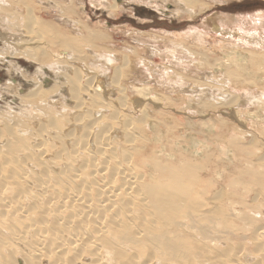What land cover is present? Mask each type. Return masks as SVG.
<instances>
[{
	"label": "rangeland",
	"instance_id": "obj_1",
	"mask_svg": "<svg viewBox=\"0 0 264 264\" xmlns=\"http://www.w3.org/2000/svg\"><path fill=\"white\" fill-rule=\"evenodd\" d=\"M5 1L7 3V0H5ZM8 1H10V0H8ZM13 1H14V4L11 1V2H8L6 5H4V7L0 6L1 9L2 8H3L2 10L5 9V11H6L5 13L7 14V10L9 9V7H10V9H9V11H10L11 7L13 8L15 6V4L17 6H15V8H13L11 10V12H8L9 14H7V15L4 14L3 13L4 11H2L0 9L2 11L0 14L5 15L7 18L10 17L8 19H9V22L11 23L10 25L12 26V33L15 34V30H16V33H17V30L18 31L24 30V32H25L24 34H21V31L18 32L20 34V37H21L20 39L23 38V40H20L22 43H19L17 45L18 48H19V45L21 46L20 48H23V46L25 47L26 45H29V46L34 45V47L39 45L38 46L39 48L44 46V49H45L42 51V53H41V50H37L38 54L36 52L34 54L36 57L34 56L33 59L32 58L30 59L27 57L25 59L24 56H21V57L18 56L16 58H14L15 61H17L23 68H25V71H32L34 68V64L37 62H39V63L40 62L43 63V61H44V63L51 62L54 58H56L55 52H56V54L58 53V51L60 53L61 49H68L69 48L68 50H72V53L74 55H76V56L80 55L79 60L84 62V64L85 65L87 64L88 66H90L91 62H93L92 53H90V52L87 53L88 49L90 50V46L92 49L95 48L96 51L98 49L101 51H104V49H105L106 50L105 52H107V50L108 51L110 50V52L113 53L114 55L119 54V55H116V58L118 57L117 58L118 60L116 59L112 63V65L109 66V69H108L109 73L107 71V76L105 78V82L107 85L106 88L110 92V95L112 97L113 96L116 97L118 94V90L121 87H123V88L127 87L128 88L127 92L125 89L124 93L120 94L121 96L123 95L122 97L124 99V102L127 101L126 108H128L130 111L133 108V111H131V114H133L134 111H136L137 113H140V114L138 115L135 112V115L137 114V116L135 117V115L132 116L129 113L130 117L129 116H128V118L123 117V119H122V116H119V117H121V118H119L117 116L115 117V115H112L113 114L112 110L110 111L109 109H105V111H104V109L100 110L98 107L97 111H98L99 115L96 114V115H98L96 117L99 119V116H101V119L98 120V125H102L104 123H105L104 125H106V123H107V125L111 127L112 126L111 123L113 122V119H115L114 120L115 124H114V122L112 123L115 126L113 128H115V130H116V131H114L113 136L119 137L118 140L115 138V142L117 143L118 147L120 146L119 148H117L115 150V155L116 156L118 155L117 157H119L121 153L122 154L124 153L123 156H125V154L127 153L126 154V156H128L127 158L131 159V161L129 160V162H132L133 166L135 167L134 172H136V175L138 173L139 176L138 175L137 176L139 177V179L142 180V178H143V180H142L143 182L140 181L141 186H144L142 188L143 193L148 198H151L150 200H156L159 205H158V208L156 207L157 209L156 208L154 209L155 210L154 212H152L153 210L150 207L149 208L150 211H148L149 212V214H148L147 210H145V206L143 203L141 204V202H139V201L138 202L140 204H137V202L131 203L132 207H134L136 205L135 206L136 209H139V208L141 209V207L143 206L141 210L139 209V211L137 213H135L139 218L144 217V215L148 216L146 220H149V221L145 220L144 226H142L144 228V232H145L144 238L137 240L133 236L134 240H132L131 239L132 236L131 237L128 236L129 234L133 235V233H132L133 228L130 226L131 224L129 225V223H128L126 225V221L122 222V225H124V224L125 225L122 226V229H120V227H118L119 233L126 226L128 228V230H127L128 234L126 233V236H124L125 233L121 232L120 235L122 234L121 237H123V236L127 237L128 236L127 238L130 239V241L129 240L126 241V238H124V237H123V240H121V238H119V241L123 242V243L125 242V244L128 242V245H129V243H132V246H130V247L126 246L125 247L123 245L118 246L117 244H112L110 247L111 248L110 252H111V254L114 253V255L116 256V257L113 256V259H114V260H112L113 264H130V263L132 264L133 259H137L138 264H145L148 262L149 258L158 262L159 264H166V263L170 264V263H178V262H179V264H217V262H218V264H236V260L240 261V262H237V264H239V263H242V264L243 263L244 264H264V251H263L264 250V141H263L264 140V116L262 114L259 115L258 111H257L256 114L258 115L259 120L254 118L253 115L255 116V114H253L254 112H252L251 110L255 109L256 106L255 105H251V106L248 105L247 109H244V108L240 109L241 112H240V114H238L239 116H236L237 114L233 115V113L231 116L223 115V114H219V115L216 114L218 116V118H221V120H227V122H223L221 124V126H219L220 124L218 125V129H221V130H218L217 128H215L214 124L210 125L211 127H209V126L203 127L202 125L200 127L199 124L197 125L196 122H193L191 120H195V118L196 119L205 118V117L209 118V115L207 114L208 111L205 112V110H204L205 108L203 106L206 105L205 103L203 105V103H201V101L196 100V98L195 99H190L192 97H190L188 99L186 98V97H188L186 95L188 93H190L191 91L180 93V91H176L171 85L163 86V89L156 87V86H152V88H150L151 92H149V90L146 89V91H148L150 93L149 94L150 96H147V98H146V99H148L149 104L146 102L144 103L145 99L143 97L144 96L143 91H145V89L143 86H141V87L139 86V84H142V82H144V73L142 72V68L140 67L141 65L137 64V62L139 60H143V62L145 60L146 63L149 61V63L150 62L152 63V65L151 64L149 65V63H148V65L150 66V69H151V68H153V66L155 64H157V63L159 64V61L161 60L160 64L162 65L163 60L160 59L159 56H156L155 52L157 51V49H163V48H171L174 50L173 46L171 44H169V41L171 40V41H174V43H180V44L185 45L186 48L189 49V51H191L192 53H194L196 55V56L194 55V57H196V58L198 57L200 59L199 61L202 63V65L197 66L198 65L197 63L196 64L193 63L194 68L193 67L191 68L194 71H196V73H194V71L190 73L191 69L188 72V73H190L189 76L193 77L194 80L199 81L198 79H200L203 75H206V74L208 75L210 72L209 75H212V77L218 79V81H220V82H224L221 79L223 78L222 75L225 74L226 77L230 78L231 82L234 84V86H236V88H238V86H240V87L251 86L252 89L257 90L258 92L264 90V66L262 65V63H260V61L258 59H255L252 62H248L247 65H245L243 63H230L231 61L228 62V60H226L228 62V64H226L225 66H222L220 69L218 68V66H216V63L219 62L220 59L225 60V58H228L227 53H231L233 51V49H235V48L237 50L249 49V50L257 51L260 49V47H262V46L258 47V45H255V48H257V49H255L250 44L246 45L245 40L249 39L250 37L248 38V36L251 35V33L256 31L257 29L259 31V34L261 36H264V29L259 28V27L255 28V26H254L257 22L258 16H264V14H263L264 13V0H183V2L185 4H187V3L189 4V7L193 6L194 14H192L191 17H187L188 15H183L181 18H177V16L175 17V15L170 16V14H171L170 9L172 8L171 6H173L171 3H167L166 9L164 10L167 13L164 14V13H159V11H156L153 6L149 7L148 5H145L144 1L137 3V5H133V6H135V8H132V9L128 8V5L130 4L129 2H128V4L123 3L122 8L124 10L121 8V9H119V11L113 10L112 5L114 4V2L121 1V0H106V2L107 1L108 2H107V4L105 3V7L100 6L96 2L91 3V0H65V2H64V0H42V1L41 0H27V4H26V0H13ZM15 1H17V2H15ZM11 4H13V5L11 6ZM25 4L27 6H25ZM52 5H54V6H52ZM68 5H69V7H68ZM7 7H8V9H7ZM17 7L21 9V11H20V9L18 10L20 12L17 11V9H18ZM25 7H27L28 9L27 8L25 9ZM14 9H15V11H13ZM62 11H63V14L61 13ZM16 13H17V16H16ZM109 13L112 14V17L110 16L111 14H109ZM19 14H20V16H18ZM12 16H14V18H16L17 21L14 18L12 19ZM229 17H237L239 19L238 24L234 25L233 23H231L229 21L227 23V19L230 21L232 20ZM29 18H30V20H29ZM203 18L207 19L209 22H212V19H214L215 23L218 25H219L218 18H221V21L224 23L223 27L226 28L227 31L231 30V34L233 36L232 35L226 36L224 33H223V35L222 34H213V32L211 30H210L211 32L208 31V27L204 28V25L202 24V21L204 20ZM10 19H12V21H14V20L15 21L12 23L10 21ZM63 19H64V21H63ZM68 19H70V20H68ZM27 20H29V21H27ZM67 20L69 21V23H65ZM73 21H75L74 24H73ZM78 21H80V23ZM76 22L79 24H76ZM14 23L19 24V26H17V24H15V26L13 27ZM76 25H77V27H75ZM20 26L21 27L24 26V27L20 28ZM84 26H85V29H84ZM2 28H3V26H2ZM137 30H141V32H143L144 30H147V31L152 30L156 33H159L161 35V38H162L161 42H160V37H157L155 39H158V41L156 42L155 46L151 47V46H148V44H142L140 46H139V44L138 45L136 44V46H135V43L133 42L132 39L134 38V35H135L134 33H136ZM0 31L2 32L1 29H0ZM35 31H37L38 34L35 33ZM65 31H67V32L64 33ZM75 31H76V33H75ZM90 31L91 32L93 31V32L91 33ZM97 31H98V33H97ZM195 31H197L198 33H193ZM26 32H28V33L30 32V37H31V34L34 32L33 34L36 37L38 36V38L36 39V37L33 36V34H32V36L34 38L31 37L32 39H30V37H28L29 34H27ZM55 32L56 33L59 32L58 38L56 37L57 34ZM72 32H73V34H71ZM2 33H4V31ZM90 33L93 35H91ZM191 33H193V34H191ZM53 34H56V35H53ZM94 34L96 35L97 38H95ZM3 35H4V38H6L5 33ZM23 35L26 37V39L27 38L30 39L31 42H33L32 40L35 39V41L32 43V45L29 44L30 40L27 39V41H25V38ZM78 35L80 36V38H78ZM198 35L201 39H198ZM68 36H70L72 38H69ZM93 36L95 39L92 38ZM146 36L147 35L142 34L143 39ZM0 37H2L1 34H0ZM61 37H63V38L61 39ZM73 37L76 39V41H73ZM39 38L42 41L41 42L39 41L40 44H37L38 43L37 40ZM58 39H59V41H58ZM77 39H78V41H77ZM79 39H81V41ZM55 40H56V42H55ZM62 40L65 42H62ZM69 40H70L69 43H72L71 45H76V47L74 46V48H73V46H71L68 43ZM82 41L84 44L82 43ZM24 42H25V44H24ZM58 42L61 43L60 46H58L59 45ZM47 43H49V44H47ZM233 43L239 47H235V45H233ZM1 44H2V41L0 38V45ZM64 44L67 45L66 48H63L65 46ZM78 44L80 46H78ZM52 46L54 48L51 49ZM70 46H71V49H70ZM128 46H130V48ZM201 46H202V48H201ZM125 47L129 48L130 51H132V52L131 53H130V51L123 52ZM75 48H77L78 50L80 48L79 52H77V49H75ZM81 49H84V51H82ZM178 49L179 50H177L178 52H176V56L180 57V56H182V54H180L181 48L178 47ZM52 50H54V52ZM75 50H76V52L74 53ZM135 50H137V51H135ZM140 50H141V52H140ZM174 51H176V50H174ZM99 52L100 51H98V53ZM121 52H122V54H121ZM43 53H45V54H43ZM126 53H127V55H126ZM83 54H85L86 56ZM131 55H133V56H131ZM87 56L89 58L91 57L90 60L88 59ZM44 57H46V58H44ZM81 57L83 60L81 59ZM86 57H87V59H86ZM134 57H136V59H134ZM41 58L43 61H41ZM121 58H122V60H121ZM34 59H36L37 61L35 60V62H34L33 61ZM124 59H125V61H124ZM231 59H236V57L230 58L229 60H231ZM86 60H89V61H86ZM136 60H138V61L136 62ZM186 60H189V59H186ZM257 60H258V62H257ZM131 61H132V64L130 65ZM96 62L100 64L99 58H98V61H96ZM127 62H129V65L127 64ZM195 62H196V60H195ZM165 63L168 66L170 65V63H168V62H165ZM181 64L186 65V63H181ZM118 65H119V69H118ZM123 65L125 68L123 67ZM127 65L129 68L128 67L126 68ZM135 67H137V69ZM131 68H133V70ZM28 69H30V70H28ZM112 69L113 70L115 69L113 71L114 75L113 74L112 75L114 76L113 79L117 80L116 81L117 83L116 82L114 83V80L112 79V76H111ZM96 70H98V69H96ZM127 70L129 72H127ZM187 70H189V67ZM122 71H123V74H122ZM134 72H136V73H134ZM62 73H64V72H62ZM140 73H141V75L137 76ZM184 73H186V72H184ZM47 74L48 75H46V76L49 77V73H47ZM121 74L123 76H119ZM61 75L62 74H60V76ZM115 75H116V77H115ZM135 75L138 79L136 77L132 78ZM23 76H24V73H23L22 77ZM46 76L44 77L46 79L43 78L44 81H42V82L46 83V84H49V82L51 83L52 80H50V79H52V77H49L50 79H47ZM12 77H13V79L15 78L13 80V82H15L13 85L15 89L10 88V90H8V92L4 93V96L6 98H4L2 96L0 97V108L6 106V102H8L9 104H11L14 107L15 106L14 103H15V101H17V99L14 98L12 95H14L15 91L18 93L17 87L22 88V91L24 89V86L21 87V84L24 83L23 78L17 74H14ZM142 77H143V79H141ZM7 78H8V74L6 73L4 66L2 67L1 63H0V85H2L1 82L5 81ZM37 78L34 77L35 80ZM202 78L205 79L204 77H202ZM225 78H223V79H225ZM17 79H19V81H21V80L22 81L19 82ZM136 79H137V81H136ZM139 79L142 82H138ZM54 81H55V83H54ZM110 81L112 83H110ZM191 81H193V80H191ZM37 82H38V79H37ZM58 82H59V80L57 79V82H56V79H55V80H53L52 84L57 85ZM43 83H41V84H43ZM11 84H13V83H11ZM109 84H111L112 87ZM115 84H117L119 89ZM209 84L211 85L212 88L216 89V88L220 87V90H221V86L215 85L213 82H210ZM82 85H84V81H82V84L78 85L79 92L77 90L78 88H76V87H75L76 90L74 89L73 92L70 91L69 86L66 85L64 87L65 88L67 87L66 89H69L68 91L71 92V93H69L70 97L73 93L75 94V91H76L77 94H75V96L77 95L76 97L79 99L81 98V100H82V97L84 99L86 97V93L80 87ZM132 86H134V87L137 86V87L134 88ZM184 87L185 88L188 87L187 89H189V90L192 89V85L189 83V81L187 82L186 86H184ZM111 88H113V91L115 93L113 91H111L112 90ZM129 88H132V89H129ZM137 89L141 90L142 92L141 91L138 92ZM80 90H82V91H80ZM135 90H136V92H135ZM68 91L66 92V94H64V95H66L65 99L67 101H65L62 97H59V99H58V97H55L53 99V101L50 103L51 106H46L44 103H39V104H41V105H39L38 102L36 101L34 103L35 104L34 107L30 106V107L26 108V110L22 111L24 113L19 112L14 107L15 111L11 113L12 115L10 117H8V119L12 118V121L15 120V121H13V125H12V123L7 124L5 122H1L2 120L0 121V144H1L0 145V147H1L0 151H5V150H2V149H4L3 145L7 144L8 147L7 146L6 147L8 150L6 148L5 149L8 152L5 151L4 153L11 154L10 152L12 150H14L16 152L15 153L12 151V155H11L13 157V159L10 162L13 163V165H14V162H13L14 156H15V158L17 157L16 158L17 160L16 159L14 160V161H17L16 163H18L20 161V160L18 161V158L21 157V155L19 153L20 151L17 152V150H16L17 148H19L18 150L25 149V151H28V154H31V156H33V154L31 153L32 151L30 149L33 146V144L35 145V144H37V142H36V139L32 140V138H30V137H32L31 134H33L35 132V130H36L35 133H37L41 127H43L44 129L46 128V126H48V127L50 126L49 128L53 127V129L51 128V130L48 129V127H47L48 130L45 129V130H47L46 133H48V131L49 132L52 131L53 133H55V132L57 133L58 130L61 131V129L63 131L61 135H60V132H59V134L57 133L56 139L58 141H60V142H57V144H56L55 137L52 135L53 134L52 132H50V134L48 133V136H50V137L47 138V135H46V141H49V144H50V142L52 144L51 152H52V149L54 150V147H55V150L52 152L53 155L58 152L59 148H62V149L64 148L63 151L67 152V151H70L71 148H73V146L76 144V140H77L79 134L83 132V130L86 128V125H87V121H86L87 119H85V116L87 118V113H90V112L92 113L94 110H96L97 104H95V105L92 104L94 102L91 100V95H89V98L86 97L85 101H87V102L89 101L88 103H90L92 106L90 104H88V106H87V108H89V111H88L87 108L84 107L86 102L83 99L84 102L82 103V105L83 104L84 105L83 106L81 105V107H79V108H81L82 111L80 113H79V111L77 112V113H79V117H77V113L76 112L73 113V111L77 110V108H76V97H75V99L73 98L74 100L72 99V97L70 98L68 95ZM131 91H132V93H131ZM134 92H135V94H134ZM78 93L81 95L80 97H79ZM82 93H84V94H82ZM139 93L141 94L140 97H139ZM87 96H88V93H87ZM129 97L131 98L130 101H129ZM141 97H143L144 100ZM166 97H168L167 98L168 102L166 104H164V107H162V109L160 110L161 105H163L162 99H165ZM150 98L152 101H150ZM158 98H160L161 101ZM57 99H58V101H57ZM156 99H158L159 102H158V100L156 101ZM90 101H92V102H90ZM67 102H68V104L72 103V104H69L70 108L73 105V107L71 109H69L68 108L69 106L66 105ZM74 102H75V104H74ZM139 102H140V104H139ZM136 104H137V106H136ZM192 104H195L194 107L192 106ZM224 104H218V105L222 108L223 107L222 105H224ZM42 105L44 107H42ZM74 105H75V107H74ZM93 105H94V108H92ZM139 105H140V107H139ZM263 105H261L262 108L260 107V110L264 109ZM35 106L37 107V111L35 110L36 109ZM65 106H68V107H65ZM183 106H184V108H183ZM45 107L47 108V111H46V109L43 110ZM137 107H139V109ZM145 107H146V109H145ZM147 107L151 110L150 111L151 114L148 112V114L150 116L147 115L149 118L147 116H145L146 114L145 115L141 114V110L143 112H144V110L149 111V109ZM188 107H191L192 110L194 108V110H196V112L192 113L191 110L188 109ZM200 107H202V108H200ZM33 108H35V109H33ZM66 109H67V111H66ZM72 109H73V111H72ZM85 109H86V111L84 112ZM51 110L57 111V112L55 111L56 114H54L55 112L53 111V114L55 115L54 117L52 115ZM41 111L43 114H41ZM64 111H66V112H64ZM45 112L47 113V117L45 115L46 114ZM59 112H61V113L59 114ZM199 112H201V115L195 114V113L199 114ZM39 113L41 115H39ZM50 113H51V116H48ZM30 114H32V116H31L32 118L28 119V117L30 118V116H29ZM35 114L37 115V117L40 116L39 117L40 120H39V118H37L38 121L41 122L43 119V121L41 122V125H42L41 127H39L40 124H38L40 122H37V120H35V116H34ZM58 114L61 117H63V116H66V117L60 118V116ZM80 114L83 117L80 116ZM84 114H85V116H84ZM102 114L104 115L103 119H102ZM184 114H185V116H183ZM193 114L196 115V117H194ZM188 115H192V117H189ZM213 115L214 114L210 115V117H212L215 120V117H213ZM13 116H14V119H13ZM20 116H22V117L20 118ZM33 116H34V118H33ZM72 116L74 119L76 118V122H78V126L76 125L77 124L76 122L74 124V119L72 118ZM111 116H112V118H110ZM141 116L143 119H140ZM197 116H200V117H197ZM24 117L28 119L25 122H24V120H25ZM48 117H51L50 120L48 119ZM52 117H53V119H52ZM67 117H69V119L72 118L73 120L71 121ZM105 117L110 118V120L112 119L111 123L108 122ZM138 117L140 120L138 119ZM183 117H185V118H183ZM245 117H247V118H245ZM19 118L23 119V120L19 121ZM33 119L35 120L34 122H32ZM44 119H47V123H46V120H44ZM64 119H66L67 123H70V124L67 125V123ZM83 119H84V121H83ZM131 119H135V120H131ZM213 119H210V121L213 122L214 121ZM255 119H256V121H255ZM54 120L56 123L55 126L52 125ZM230 120H231V122H230ZM249 120H251V121H249ZM22 121L24 123H22ZM57 121H60L58 124H60V125L63 124V125H61V127L62 126H64V127L61 128L60 126H57L58 125ZM117 121L118 122L120 121V122L117 123ZM132 121L133 122L136 121V122L133 123ZM99 122H101V123L99 124ZM257 122H258V125H257ZM3 123H5L7 127ZM109 123H110V125H109ZM124 123L128 124L129 127H132V128H129L128 125H126ZM129 123L131 124V126ZM247 123H248V127L250 128V130L249 131H243V129L247 128ZM23 124L24 125L26 124L27 126L30 125V128H28L26 134L24 132L26 131L27 126L25 125L26 126V129H25ZM123 124L125 127L123 126ZM241 124H242V126H241ZM11 125L14 129L11 127ZM18 125H20V126H18ZM75 125L77 126V128H75L76 130L74 129ZM16 126H17V130H15ZM67 126H69L68 128L71 127L69 129L70 132H69ZM81 126H82V129H81ZM119 126H121L122 129H117V128H120ZM18 127H22V129L19 128L20 130L18 131ZM31 127H32V133L29 132ZM58 127H60V129H58ZM99 127L101 129L103 128V126H99ZM43 128H41V131L45 132V130H43ZM54 128H55V131H54ZM100 128H99V130L96 129L97 132H96V130L94 131V132H96V133H94L95 135L98 136L101 133L102 130H100ZM113 128H112V131L114 130ZM123 128H125V129H123ZM133 128H134V130H133ZM23 129H25V130H23ZM37 129H39V130L37 131ZM237 129H238V131H237ZM13 130H15L13 132V135L15 136V133H16V137H13V135H12ZM124 130H126V131L129 130V132L126 133V132H124ZM130 130H133V131H130ZM7 131H9V133L11 135L9 133H7ZM65 131H66V133H64ZM240 131H242V132H240ZM253 131L255 133H253ZM28 132L31 136H27ZM216 132H217V134H216ZM18 133H20V134H18ZM22 133H23V135H21ZM67 133H68V135H66ZM71 133H73V134H71ZM119 133L123 134V136L120 135ZM225 133H226V135H225ZM252 133H253L252 136L249 135ZM2 134H6V135L4 137H2L3 136ZM7 134H9V136H8L9 139L7 138ZM69 134L72 138H70ZM75 134H76V136H75L76 138L73 137ZM125 134L126 135L130 134L131 137L127 136V140L128 139L131 140V138H132V140H131L132 142L131 141L130 142L127 141V143L125 142L126 141L124 139ZM256 134H259V135H256ZM20 135H21V137H20ZM59 135L60 136L65 135L63 137V140H65V139H67V140L64 142L62 140V143H61L62 137H60ZM248 135H249V137H248ZM10 137L11 138L13 137V140L12 139L10 140ZM18 137H20L21 140ZM120 137H121V139H120ZM250 137H252V138H250ZM257 137H259L258 141H257ZM4 138H7V139H4ZM122 138H123V140H122ZM134 138H136V139H134ZM196 138H198V139H196ZM242 138H243V140H242ZM14 139H16L15 140L16 142L13 143L12 141H14ZM50 139L51 140L55 139V140L50 141ZM249 139L251 140L250 142H249ZM252 139L254 141H252ZM1 140L3 141V144L1 142ZM29 140H30V142L32 140V142H31L32 144L29 142ZM71 140H73V141H71ZM210 140H211V142H210ZM246 140H247V142H246ZM9 141H11V142L9 143ZM20 141H21V143H20ZM33 141L35 143H33ZM122 141H124V142H122ZM8 143L10 145H11V143H13L14 146L12 145L11 147H9ZM64 143L66 145H64ZM19 144H21L22 147L21 146L17 147V146H19ZM45 144H48V143L45 142ZM49 144L46 145V147L49 146V150H50ZM55 144H56L57 148L59 147L57 150H56ZM58 144H59V146H58ZM60 144L61 145L63 144V145L61 146ZM202 144H204V146L206 148H204V146ZM70 146H71V148H70ZM93 146H95V145H93V143L91 142L90 147H93ZM197 146H199V149L201 148L200 151H195V148ZM126 147L128 150L125 149ZM120 148H121V152L119 153ZM62 149H60L59 151H62ZM56 156L57 157H55V155H54V159H57L59 161V162H57V163H59V165L57 164L59 167H57V165H56L55 166L56 169L53 168V170H52V168L49 165L46 166L44 164L46 166V170L49 171V174H50V171L52 170L50 175H53L55 172L57 173L59 168L62 169L63 166H64L63 169L66 168L64 163H62V162L60 163V160L62 161V158L64 159V157H62V158H61V156L59 157L58 153L56 154ZM89 158L88 159L86 158V160H84L85 164L88 163V165H90L89 160H92V159H89ZM133 158H135L136 161ZM132 159H133V161H135L134 163H133ZM87 160H88V162H87ZM138 160H140V162H139V164H141L140 166H137V165H139L137 163ZM48 163H49V161L46 164H48ZM84 163H82L80 161V164L78 166L81 165V167H82V165ZM92 163L93 162L91 161V164ZM75 164H76V166H75ZM75 164L73 166L77 167L78 163H75ZM88 165H85V168H84L85 170H87L86 168L88 167ZM74 167H69L67 169L74 168ZM142 167H144V168H142ZM38 171H39L38 169H36V170L34 169V171L30 172V174L32 173L31 175L33 177L37 178ZM111 171H113V169L110 170V172ZM33 173L35 174V176ZM47 174H48V172H47ZM55 175H53V176H55ZM142 175H143V177H142ZM146 175H147V178H146ZM149 175H150V177H149ZM118 180L119 179L115 175L114 176L112 175V181H114V184L119 183ZM144 188H145V190H144ZM140 191H141V188H140ZM149 192H151V193H149ZM133 209L136 210L135 208H133ZM141 211H143V213ZM138 213H140V214H138ZM144 213H146V214H144ZM154 215H156V216H154ZM194 219H196V220H194ZM151 221H154V222L151 223ZM197 223H198V226L196 225ZM146 224L147 225L149 224V225L147 226ZM156 224H158V225H156ZM172 224H175V225H172ZM188 224H191V225H189V228H188ZM160 225L163 228L161 227V229L159 230ZM155 226L158 227L157 230H155ZM167 226H168V228H167ZM174 226H175V228H174ZM126 227H125V229H127ZM149 228H150V230H149ZM165 228H167V229H165ZM125 229L123 230V232L125 231ZM219 230H220V232H219ZM129 231H130V233H129ZM163 231L166 233L164 234ZM213 231H215V234ZM149 232H150V235L155 233V237L153 235H151L150 236L151 238H150L148 236ZM170 234L172 235V237ZM169 235L171 238L167 237ZM203 235H204V237H203ZM253 235H255V236H253ZM195 237H196V239H195ZM206 238H207L208 243L205 241ZM150 240L151 241L154 240V241L151 242ZM213 241H214V243H212ZM218 241H219V243H218ZM146 242H148L149 245ZM205 242L207 243V245ZM147 245H148V247H147ZM121 246H122V248H120ZM158 246H160L159 249H158ZM115 247L117 249H120L123 252L120 253V250H119V253L117 252L118 250L116 251V253L113 252V249ZM128 249H130V250H128ZM133 249H134V251L132 252ZM154 249H157V250H154ZM231 249H232V251H231ZM223 250L225 253H223ZM236 250H238L240 253L237 252ZM0 251H1V253H0L1 256H3V257L7 256V253L5 251H3V249H1ZM235 251H236L237 255H235L236 254ZM3 252H4L5 256L2 254ZM23 252L24 251H22L21 253L19 252L20 257H22L24 255ZM131 253H135V254H131ZM215 253H217V254H215ZM221 254H223L222 256H225L226 258L220 256ZM134 255H135V257H134ZM234 255H235V260H234ZM14 257H16V255ZM227 257L230 258V260ZM241 257L243 258V260H241ZM244 257H246V258H244ZM248 257H249V259H247ZM11 258H12V261H14L13 256H11ZM222 258H225L226 261L225 260L223 261ZM24 259H25V262H27L26 261L27 256H26V258L24 257ZM246 259L248 261H246ZM8 260H9V257H8L7 261ZM49 260L51 261V259H49ZM12 261L10 259V261L7 263L11 264ZM22 261H23L22 263H24L23 257H22ZM85 261L87 262V260H85ZM171 261H173V262H171ZM201 261H204V262L202 263ZM0 262H2V259H0ZM88 262H89V260H88ZM19 263L20 262L18 261L17 264H19ZM45 263L47 264L46 261L43 262V264H45ZM158 263H156V264H158Z\"/></svg>",
	"mask_w": 264,
	"mask_h": 264
},
{
	"label": "bare ground",
	"instance_id": "obj_2",
	"mask_svg": "<svg viewBox=\"0 0 264 264\" xmlns=\"http://www.w3.org/2000/svg\"><path fill=\"white\" fill-rule=\"evenodd\" d=\"M11 1L14 4L13 0H10V1L7 0V3L11 2ZM143 1H144L145 5H148L149 7L153 6L156 11H159V13H164V14L167 13L164 11L166 9L167 3H171L173 6H171L172 7L171 9L169 8L170 13H171L170 16L175 15V17L177 16V18H181L183 15H188L187 17H191L192 14H194L193 6L189 7V4L188 3L185 4L183 2V0H121V1H116L117 3L116 2H114V4L112 3L113 4L112 9L115 11H119V9H121L123 7V3L128 4V2L130 3L128 5V8L132 9V8H135V6H133V5H137V3L143 2ZM15 2H17V1H15ZM64 2H65V0H64ZM95 2L102 7H105V3L107 4L108 1L106 2V0H91V3H95ZM7 3L5 0H0V6L1 7L2 6L4 7V5H6ZM13 4H11V6ZM26 4H27V0H26ZM26 4H25V6H27ZM15 6H17V5L15 4ZM15 6L13 8H15ZM52 6H54V5H52ZM1 7H0V9H1ZM68 7H69V5H68ZM13 8L11 7V10ZM26 8L27 7H25V9ZM7 9H8V7H7ZM9 9H10V7H9ZM9 9L7 10V14H9L8 12H11V10L9 11ZM19 9L20 8H18L17 11ZM1 10H0V13L2 11H4L3 13L6 14L5 9L2 11ZM13 11H15V9ZM20 11H21V9H20ZM20 11H18V12H20ZM61 13L63 14V11ZM109 14H111V13H109ZM14 16H12V19L14 18ZM16 16H17V13H16ZM18 16H20V14ZM110 16L112 17V14ZM8 18H10V17H8ZM8 18L5 15L0 14V29L2 30V32L4 31L5 37H6V38H4V35H3L4 33H2L0 31V34L2 35V37H0L1 41H2V44L0 45V63H1L2 67L4 66L5 71L8 74V78L5 81L1 82L2 85H0V97L2 96L4 98H6L4 96V93L8 92V90H10V88L15 89L13 86L15 83V82H13V80L15 78L13 79L12 76L14 74H17V75H20L22 77V75L24 73V76L22 77L24 83L21 84V87L24 86L23 91H22V88L17 87L18 93L15 91L14 95H12L14 98L17 99V101H15V103H14L15 104L14 107L19 112L26 110V108H28L30 106L34 107V105H35L34 103L36 101L38 102V104L44 103L46 106H51L50 103L53 101V99L55 97H58V99H59V97H62L65 101H67L65 99L66 95H64V94H66V92L69 89H70V91L73 92L75 87L78 88L77 90L79 92L78 85L82 84V81H84V85L80 86L81 89L86 93L87 98H89V95H91V100L94 102L92 104H94V105L97 104V106H96V110H94L95 112L93 111L92 113L91 112L87 113V118L84 114L85 119H87L86 120L87 121L86 128L83 130L82 133L79 132L80 134L76 140V144L74 143L75 145L73 146V148H71V146H70V148H71L70 151L65 152V151H63L64 148L62 149V148L58 147L59 148L58 149L56 146L57 142H60L56 139L57 133L59 134V132H60V135H61L63 132L62 129H61V131L58 130L57 133L56 132L53 133L52 131H50L53 133V134L52 133L51 134L56 139L55 146H56V150L58 149V152L57 151L56 152L59 154V157L61 156V158L64 157V159H65L64 160L62 158V161L60 160V163L62 162L66 166L65 169H63L64 166L62 169L59 168V170H58L59 172L57 171V173L55 172L53 174V175L56 174L55 176L50 175V174H51L53 168L56 169L55 166L57 164L59 165V163H57L59 161L57 159H54V155H55V157H57L56 156L57 153L53 155L52 152L55 150V147L53 146L54 150L52 149V152H51L52 144H51V142L49 144V141H46V135H47V138L50 137V136H48V133L50 134V132L49 131H48V133H46V132L48 129H50V130H51V128L53 129V127L49 128L50 126L48 127L45 125L46 126L45 129H47V127H48L47 130H45L43 127H41L42 126L41 122L43 121V119L41 122L37 120V118H39L40 116L37 117L36 114L34 115L35 120H37V122H40V123H38V124H40L39 127L43 128V130H45V132H42L41 128H40V130L37 129V131L39 130L37 133H35L36 132V130H35V132L33 134H31L32 137H30V138H32V140L36 139V142H37V144H35V145L33 144V146L30 149L32 151L31 153L33 154V156H31V154H28V151H25V149L18 150L19 148H17L16 150H17V152L20 151L19 153H20L21 157L18 158V161L19 160L20 161L18 163H16L17 161H14V160L17 157L15 158V156H14V160H13L14 165H13V163H11L10 161H12V159H13V157L11 156L12 151L13 152H15V151L10 150L11 152L10 151L9 152L11 154L4 153L5 151L8 152L7 151L8 145L4 144L3 145L4 147L2 146L4 148L2 150H5V151H0V250L3 249V251H5L7 253V256L4 255V252L2 254L5 257L1 256V254H0V256H1L0 259H2V262H3V263L0 262V264H9L7 262H9L10 259L12 261L11 256H13V258H14L13 260L15 261V262L12 261L11 264H17L18 261L20 262L19 264H21L23 262L22 257L24 260V263H22V264H43L44 261H46L47 264H113L112 260H114L113 256H115V255H114V253L111 254V252H110L111 251L110 247L112 244H117L118 246L123 245L125 247L126 246H129V247L132 246V243H129V245H128V242H127L126 243L127 245H126L125 242L123 243V242L119 241V238H121V240H123V237L126 236V233L128 230V228L125 226L127 229H125V227H124L123 230L125 229V231L123 232V230H121L122 233H125L124 236L121 237L122 234L120 235L121 232L119 233L118 227H120V229H122V226L125 225V224L122 225V222L126 221V225L128 223H129V225L131 224L130 226L133 228V231H132L133 235L129 234L128 236L129 237L132 236V238H131L132 240H134V237L137 240L144 238L145 232H144V228L142 226H144V221L147 219L148 216L144 215V217L139 218L135 213H137L140 208L136 209L135 204H134L135 206L132 207L131 203L132 202L133 203L137 202V204H140L139 202H141V204L143 203L145 206V210H147L148 214H149L148 211H150V209H149L150 207L153 210L152 212H154L155 211L154 209L156 207L158 208V205H159L156 200H150L151 198H148L143 193L142 188L144 186H141V184H140V181L143 182L142 181L143 178H142V180L139 179L138 173H137V175H138L137 176L136 172H134L135 167L133 166L132 162H129V160L131 161V159L127 158L128 157V156H126L127 153L125 154L126 157L123 156L124 153L123 154L121 153L122 155L120 154L119 157H117L118 155L117 156L115 155V150L120 147V146L118 147L117 143L115 142V138L118 140L119 137L113 136L114 131H116L115 128H113V127H115L114 126V124H115L114 120L115 119H113L114 124H112L113 123V122L111 123L112 119L110 120V118H112V116L110 118H108L109 116L107 118L105 117L107 119V121L111 123V125H112L111 127L108 126L107 123H106V125H104L105 123L102 125H98V120L101 119V116H99V119L96 117L99 115L98 111H97L98 107L100 110L104 109V111H105V109H109L110 111L112 110L113 111L112 115H115V117L116 116L117 117L122 116V119H123V117H127V118H128V116L130 117L131 111H133V108L131 111L128 108H126L127 101L124 102V99L122 97L123 95L122 96L120 95V94L124 93L125 89L127 92V89H128L127 87L126 88L121 87L119 89L117 84H115L119 89L116 97H114V96L112 97L110 95V92L106 88L107 85L105 82V78L107 76V71L109 69V66L112 65V63L118 58V57L116 58V55H119V54L114 55L113 53L110 52V50L109 51L107 50V52H105L106 51L105 49H104V51H101L99 49L96 51L95 48L92 49L91 46L89 45L90 50L88 49L87 53H89V52L92 53L93 62H91L90 66H88L87 64L85 65L84 62L79 60L80 55L79 56L74 55L72 53V50H68L69 49L68 47H67L68 49H61L62 48L61 47L60 48L61 52L59 53V51H58L57 54L55 52L56 58H54L51 62L44 63V61L41 58V61H43V63L37 62L34 64V68L32 71H25V68H23L17 61H15L14 58H16L18 56H20V57L24 56L25 59H26V57L33 59V57L35 56L34 54L37 52V50H41V53H42V51L45 49H44V46H42V45H41L42 47H40V48L38 47L39 45L35 46V47H34V45L33 46L26 45L25 47L23 46V48H20L21 46L19 45V48H18L17 45L19 43H22L20 40H23V38L20 39L21 37H20V34L18 32L21 31V34H24L25 32H24V30L23 31L17 30V33H16V30L14 29L15 34L12 33V26L10 25L11 23L9 22ZM229 18L232 20L230 21L227 19V23L229 21V22L233 23L234 25L238 24L239 19L237 17H229ZM12 19H10V21L12 23L15 20L17 21L16 18H14L15 19L14 21H12ZM203 19L204 20L202 21V24L204 25V28L208 27V31L211 30L213 32V34H222L223 35V33H224L226 36L232 35L231 30L227 31L226 28L223 27L224 23L221 21V18H218L219 25L215 23L214 19H212V22H209L205 18H203ZM29 20H30V18H29ZM29 20H27V21H29ZM68 20H70V19H68ZM68 20L65 23H69ZM63 21H64V19H63ZM74 22L75 21H73V24H74ZM78 22L80 23V21H78ZM79 23L76 22V24H79ZM15 24H17V23H14L13 27L15 26ZM2 26H3V28H2ZM17 26H19V24H17ZM254 26H255V28L259 27V28L264 29V16H258L257 22ZM23 27L20 26V28H23ZM75 27H77V25ZM84 29H85V26H84ZM66 32L67 31H65L64 33H66ZM26 33L29 34L28 37H30V32L29 33L26 32ZM35 33H37V31H35ZM75 33H76V31H75ZM97 33H98V31H97ZM193 33H198V32L195 31ZM193 33H191V34H193ZM32 34H31V37L35 36L34 34L32 36ZM56 34H57L56 37L58 38L59 32ZM56 34H53V35H56ZM71 34H73V32ZM134 34L135 35H134V38L132 40L135 43V46H136V44L137 45L139 44V46L142 44H148V46L152 47V46H155L156 42L158 41V39H155V38L160 37V42L162 39L161 35L159 33H156L152 30L151 31L144 30L143 32H141V30H137V32ZM142 34L147 35V36L144 37V39H143ZM91 35H93V34H91ZM31 37H30V39H32ZM68 37L72 38L70 36H68ZM74 37H73V41H76V39ZM24 38H25V41H27L28 38L26 39L25 36H24ZM37 38H38V36L36 37V39ZM62 38L63 37H61V39ZM78 38H80L79 35H78ZM92 38H94V36ZM95 38H97L96 35H95ZM248 38L249 39L245 40L246 45L250 44L254 48H255V45H258V47H260V46H262V47H260V49L257 51L249 50V49L237 50L235 48V49H233V51L231 53H227L228 58H225V60L220 59V61L216 63V66H218V68L220 69L222 66H225L230 61H231L230 63H243V64L247 65L248 62H252L255 59H258L260 61V63H262V65L264 66V36H261L259 34L258 29H257L256 31L251 33V35H249ZM30 39H28V40H30ZM81 39H79V40L81 41ZM198 39H201L199 37V35H198ZM63 40H62V42H65ZM32 41L34 42L35 39ZM39 41L41 42L42 40H40V38H39L37 40L38 43L37 42L36 43L40 44ZM58 41H59V39H58ZM77 41H78V39H77ZM33 42H31V40H30L29 44L32 45ZM55 42H56V40H55ZM69 42H70V40L68 41V43ZM82 43H83V41H82ZM24 44H25V42H24ZM47 44H49V43H47ZM60 44L61 43H59L58 46H60ZM69 44L71 45L72 43H69ZM169 44H171L173 46L174 50H176V51H174L171 48H163V49H157V51L155 52V55L159 56L160 59L163 60L162 65L160 64L161 60L159 59L160 60L159 64L158 63L155 64L153 66V68L150 69L149 65L150 64L152 65L151 62L149 63V61H148L146 63L145 60H144V62H143V60H139V61L136 60V62L138 61L137 64L141 65L140 67L142 68V72L144 73V82H142L140 79L138 80V82H142V84H139V86L140 87L143 86L145 89V91H143L144 96L142 95L145 100L143 99V97H141L144 100V103L146 102L149 104V101L146 98H147V96H150L149 92H151L150 88H152V86H156V87L163 89V86L171 85L176 91H180V93L191 91L190 93H188L186 95V96H188V97H186L187 99L190 97H192L190 99L196 98V100L201 101V103H203V105H204V103L206 104L203 107L205 108L204 109L205 112L208 111L207 114L209 115V118H207V117L200 118V119L195 118V120H191L193 122H196L197 125L199 124L200 127H201V125L203 127H208V126L211 127L210 125L214 124L215 128L218 129V125L220 124L219 126H221V124L223 122H227V120H221V118H218L217 115L223 114V115L231 116L233 113V115L237 114L236 116H239L238 114H240V112H241L240 109H243V108L247 109L248 105H250V106L255 105L256 106L255 109L251 110L252 112H254L253 114H255V116L253 115L254 118L258 119V115L256 114L257 111H258L259 115L262 114L264 116V109L260 110V107L262 108L261 105L264 104V90L258 92L257 90L252 89L251 86H242V87L238 86V88H236V86H234V84L231 82L230 78L226 77L225 74H223L222 76H223V78L226 77L225 78L226 80L222 78L221 80H223L224 82H220V81H218V79L212 77V75H209L210 72L208 75L206 74V75L202 76L205 79H203L201 77L200 79H198L199 81H196L193 79V77L189 76V74L194 71L193 69H191L194 66V64L197 63L198 64L197 66L202 65V63L199 61L200 59L198 57L197 58L194 57L195 54L192 53L191 51H189V49H187L186 46L183 44L174 43V41H171V40L169 41ZM233 45H235V47H239L234 43H233ZM66 46L67 45H65L63 48H66ZM71 46H73V48H74V46L76 47V45H71ZM71 46H70V49H71ZM78 46H80V45L78 44ZM128 47L130 48V46H128ZM178 47L181 48L180 54H182V56H180V57L176 56V52H178L177 50H179ZM52 48H54V47L52 46L51 49ZM129 48L125 47L123 52L130 51ZM201 48H202V46H201ZM75 49H77V48H75ZM255 49H257V48H255ZM79 50H80V48H79ZM79 50L77 49V52H79ZM81 50L84 51V49H81ZM52 51L54 52V50H52ZM98 51H100V52L98 53ZM135 51H137V50H135ZM75 52H76V50L74 51V53ZM131 52L132 51H130V53ZM140 52H141V50H140ZM37 54H38V52H37ZM43 54H45V53H43ZM121 54H122V52H121ZM83 55H85V54H83ZM126 55H127V53H126ZM133 55H131V56H133ZM82 57H81V59H82ZM87 57H86V59H87ZM97 57L100 60V64L96 62V61H98ZM234 57H236V59L229 60L230 58H234ZM44 58H46V57H44ZM90 58L88 57L89 60H90ZM134 59H136V57H134ZM186 59H189V60H186ZM35 60L36 59H34L33 61L35 62ZM89 60H86V61H89ZM121 60H122V58H121ZM195 60H196V62H195ZM226 60H228V62ZM258 60H257V62H258ZM124 61H125V59H124ZM165 62L170 63V65L168 66ZM148 63H149V65H148ZM181 63H186V65H182ZM127 64L129 65V62H127ZM131 64H132V61H131L130 65ZM128 65L126 66V68L128 67ZM123 67H124V65H123ZM188 67H189V70H187ZM135 68L137 69V67H135ZM96 69H98V70H96ZM118 69H119V65H118ZM131 69L133 70V68H131ZM190 69H191V71H190ZM28 70H30V69H28ZM114 70L112 69V73H111L112 79L114 77L113 76ZM123 71H122V74H123ZM189 71H190V73H188ZM62 72H64V73H62ZM127 72H129V71L127 70ZM184 72H186V73H184ZM47 73H49V77H52V79H50L49 77L46 76V75H48ZM108 73H109V71H108ZM134 73H136V72H134ZM194 73H196V71H194ZM60 74H62V75L60 76ZM122 74L119 76H123ZM140 75H141V73L137 76H140ZM45 76L47 77V79L52 80V82L55 79L57 82V79H58L59 80L58 84L53 85L52 82L51 83L49 82L50 85L43 83L42 81H44L43 78ZM34 77H36V78L38 77L37 78L38 82H37V79L36 80L34 79ZM115 77H116V75H115ZM135 77H136V75L132 78H135ZM44 79H46V78H44ZM137 79H136V81H137ZM141 79H143V77ZM17 80L19 81V79H17ZM191 80H193V81H191ZM21 81H19V82H21ZM116 81L117 80L115 79L114 83ZM188 81L192 85V89H190V90L187 89L188 87L187 88L184 87V86H186ZM210 82H213L215 85L221 86V90H220V87H218L216 89L212 88L211 85L209 84ZM11 83H13V84H11ZM41 83H43V84H41ZM54 83H55V81H54ZM110 83H112V82L110 81ZM65 84L67 86H69V89H66L67 87L66 88L64 87V86H66ZM109 85L111 86V84H109ZM132 87H134V86H132ZM135 87H137V86H135ZM113 88H111L112 89L111 91H113ZM129 89H132V88H129ZM146 89H148L149 92L146 91ZM82 90H80V91H82ZM139 91H141V90H138V92ZM135 92H136V90H135ZM135 92H134V94H135ZM69 93H71V92L68 91V95L70 97ZM87 93H88V96H87ZM131 93H132V91H131ZM75 94H77L76 91H75ZM75 94L73 93L71 95L72 99L73 98L75 99V97L77 96V95L75 96ZM82 94H84V93H82ZM140 95L141 94L139 93V97H140ZM80 96L81 95L79 94V97ZM86 97H85V99H86ZM167 98L168 97H166L165 99H162L163 105H161L160 110L162 109V107H164V104H166L168 102ZM58 99H57V101H58ZM83 99H84L83 97H82V100H81V98L79 99L76 97V108H77V110L73 111V109H72L73 113L74 112L77 113L78 111L80 113L82 111L81 108H79V107H81L82 103L85 101V99H84V101H83ZM130 99L131 98L129 97V101H130ZM158 99L160 100V98H158ZM158 99H156V101ZM159 100H158V102H159ZM92 101H90V102H92ZM150 101H152L151 98H150ZM85 102H86V104L84 107L87 108L88 104H90V103H88L89 101L88 102L85 101ZM140 102H139V104H140ZM69 104H72V103H69ZM69 104H68V102L66 103V105H68V106H69ZM74 104H75V102H74ZM218 104H224V105H222L223 107L221 108ZM39 105H41V104H39ZM94 105L92 108H94ZM194 105L195 104H192L193 107H194ZM68 106H65V107H68ZM136 106H137V104H136ZM14 107L11 104H9L8 102H6V106L0 108V121L2 120L1 122H5L7 124L12 123V125H13V121H15V120L12 121V118L8 119V117H10L12 115L11 113L15 111ZM42 107H44V106L42 105ZM72 107H73V105H72ZM74 107H75V105H74ZM139 107H140V105H139ZM139 107H137V108L139 109ZM35 108H33V109H35L37 111L36 106H35ZM68 108L71 109L70 106ZM183 108H184V106H183ZM200 108H202V107H200ZM45 109L47 111L46 107L43 110H45ZM145 109H146V107H145ZM188 109L191 110L192 113L196 112V110H194V108L192 110L191 107H188ZM87 110L89 111V108H87ZM53 111L51 110L52 115L54 117L55 116L54 114H56L57 111L55 110L56 112L54 111L55 112L54 114H53ZM66 111H67V109H66ZM66 111H64V112H66ZM85 111H86V109L84 110V112ZM150 111H151L150 109H149V111L144 110V112L141 110V114H144V115L146 114L145 116H147V115L150 116L148 114V112L150 113ZM135 112L136 111H134V113L132 112L133 114H131V115L134 116ZM22 113H24V112H22ZM60 113L61 112H59V114ZM79 113H77V117H79ZM32 114L29 115L30 118L27 116L28 119L32 118L31 117ZM41 114H43L42 111H41ZM41 114L39 113V115H41ZM96 114H98V115H96ZM137 114L139 115L140 113H137ZM137 114L135 115V117L137 116ZM195 114L201 115V112H199V114L198 113H195ZM212 114H214L213 117H215L216 121L212 117H210V115H212ZM45 115L47 117V113ZM34 116H33V118H34ZM48 116H51V113ZM80 116H82V115L80 114ZM183 116H185V114ZM188 116L192 117V115H188ZM21 117L22 116H20V118ZM25 117H24V119H25L24 122L26 120H28ZM53 117H52V119H53ZM63 117L65 118L66 116H63ZM63 117L60 116V118H63ZM103 117H104V115L102 114V119H103ZM139 117H138V119H139ZM194 117H196V115H194ZM197 117H200V116H197ZM20 118H19V121L23 120ZM50 118L51 117H48L49 120H50ZM67 118L69 119V117H67ZM72 118H73V116H72ZM72 118H70L69 120L72 121L74 119V118L73 119ZM119 118H121V117H119ZM183 118H185V117H183ZM245 118H247V117H245ZM13 119H14V116H13ZM140 119H143L142 116ZM210 119H213L215 122L210 121ZM256 119H255V121H256ZM35 120L33 119V121L32 120L31 121L34 122ZM39 120H40V118H39ZM44 120H46V123H47V119H44ZM64 120L66 121V119H64ZM131 120H135V119H131ZM83 121H84V119H83ZM136 121H134V122L132 121V122L135 123ZM249 121H251V120H249ZM24 122L22 121V123H24ZM59 122L60 121H57V124ZM75 122H76V118L74 119V124H75ZM119 122L117 121V123H119ZM230 122H231V120H230ZM5 123H3V124L6 126ZM54 123H55V120L52 124L53 126L56 125V123L55 124ZM66 123H67V121H66ZM76 123H77L76 125L78 126V122H76ZM100 123L101 122H99V124ZM110 123H109V125H110ZM68 124H70V123H67V125ZM124 124H126V123H124ZM124 124H123V126H124ZM12 125H11V127H12ZM25 125H24V127L26 129L27 125L26 126ZM30 125L27 126V129L25 132L23 131L25 134L27 133L28 128H30ZM61 125H63V124H61ZM61 125L58 124L57 126L61 127ZM76 125L74 126V129L77 128ZM126 125H128V124H126ZM257 125H258V122H257ZM18 126H20V125H18ZM99 126H103V128L101 129ZM130 126H131V124H130ZM241 126H242V124H241ZM22 127H18V131L20 130L19 128L22 129ZM60 127H58V129H60ZM62 127H64V126H62ZM68 127L69 126H67V128ZM119 127L120 128H117V129H122L121 126H119ZM128 127H129V125H128ZM15 128H16L15 130H17V126ZM55 128H54V131H55ZM70 128H68V130ZM99 128L102 131L97 136L94 133H96L97 132L96 129L99 130ZM112 128L114 129L113 131H112ZM129 128H132V127H129ZM25 129H23V130H25ZM81 129H82V126H81ZM123 129H125V128H123ZM15 130L12 131V135H13V132ZM95 130H96V132H94ZM133 130H134V128H133ZM133 130H130V131H133ZM218 130H221V129H218ZM249 130H250V128L248 127V123H247V128L243 129V131H249ZM237 131H238V129H237ZM29 132L32 133V127H31ZM29 132H28L27 136H31L29 134ZM69 132H70V130H69ZM124 132L127 133V132H129V130L128 131L124 130ZM217 132H216V134H217ZM240 132H242V131H240ZM7 133H9V131H7ZM64 133H66V131ZM253 133H255V132L253 131ZM253 133L249 134V135L252 136ZM9 134H7V138L9 136ZM18 134H20V133H18ZM71 134H73V133H71ZM2 135L1 136L4 137L6 134H2ZM21 135H23V133ZM21 135H20V137H21ZM66 135H68V133ZM120 135L123 136V134H120ZM225 135H226V133H225ZM249 135H248V137H249ZM256 135H259V134H256ZM64 136L63 135L60 136V137H62L61 143H62ZM69 136H70V134H69ZM75 136H76V134L73 137H75ZM125 136H124V139L126 141L125 140L124 141L126 143H127V141L130 142L132 140V138H131V140H129V139L127 140V136L129 137L130 134L129 135L125 134ZM13 137H16V133H15V136L13 135ZM13 137L12 138L10 137V140L11 139L13 140ZM20 137H18V138L21 140ZM7 138H4V139H7ZM70 138H72V137L70 136ZM250 138H252V137H250ZM55 139H52V140H55ZM120 139H121V137H120ZM134 139H136V138H134ZM196 139H198V138H196ZM2 140H1V142L3 144ZM15 140L16 139H14V141H12V142L13 143L16 142ZM32 140H31V142H32ZM52 140L50 139V141H52ZM66 140L67 139L63 140V142ZM122 140H123V138H122ZM242 140H243V138H242ZM258 140H259V137H257V141ZM71 141H73V140H71ZM124 141H122V142H124ZM250 141L251 140L249 139V142ZM252 141H254V140L252 139ZM10 142L11 141H9V143ZM29 142H30V140H29ZM45 142L50 145V150H49V146L46 147V145H48V144H45ZM91 142L95 146L90 147ZM210 142H211V140H210ZM246 142H247V140H246ZM13 143H11V145L9 144V147H11L13 145ZM20 143H21V141H20ZM33 143H35V142L33 141ZM204 144H202V145L204 146ZM64 145H66V144L64 143ZM20 146L22 147L21 144H19V146H17V147H20ZM58 146H59V144H58ZM199 146H197L195 148V151H200V149L202 147L200 146L201 148L199 149ZM204 148H206V147L204 146ZM60 149H62V151H59ZM125 149L128 150L127 147ZM120 152H121V148L119 150V153ZM86 158L92 159V160H89L90 165H88V163H86V164L84 163V160H86ZM133 159L136 161L135 158H133ZM133 159H132V161H133ZM48 161H49V163L46 164ZM80 161L82 163H84L82 165V167H81V165L78 166L80 164ZM91 161L93 162L92 164H91ZM135 161H133V163ZM87 162H88V160H87ZM139 162H140V160H138L137 163L139 164ZM75 163H78L77 167L73 166ZM44 164L46 166L49 165L52 168V170L50 169L51 170L50 174H49V171L46 170V166ZM58 165H57V167H59ZM85 165H88V167L86 168L87 170L84 169ZM140 165L141 164H139L137 166H140ZM75 166H76V164H75ZM69 167H74V168L67 169ZM142 168H144V167H142ZM34 169L39 170L37 178L33 177L31 175L32 173L30 174V172H33ZM112 169H113V171L110 172V170H112ZM47 172H48V174H47ZM35 174H34V176H35ZM112 175L113 176L115 175L119 179L118 180L119 183L114 184V181H112ZM142 177H143V175H142ZM149 177H150V175H149ZM146 178H147V175H146ZM140 188H141V191H140ZM144 190H145V188H144ZM151 192H149V193H151ZM142 207H141V209H142ZM133 208H135L137 211L134 210ZM141 212L143 213V211H141ZM138 214H140V213H138ZM144 214H146V213H144ZM154 216H156V215H154ZM194 220H196V219H194ZM146 221H149V220H146ZM152 222H154V221H151V223ZM156 225H158V224H156ZM172 225H175V224H172ZM189 225H191V224H188V228H189ZM196 225L198 226V223ZM161 227L162 226L160 225L159 230L161 229ZM167 228H168V226H167ZM167 228H165V229H167ZM174 228H175V226H174ZM157 229H158V227L155 226V230H157ZM149 230H150V228H149ZM213 232L215 234V231H213ZM219 232H220V230H219ZM129 233H130V231H129ZM163 233L165 234L166 232L163 231ZM151 235H153L155 237V233L151 234ZM151 235L149 232L148 236L150 237ZM170 235L167 237H170ZM253 236H255V235H253ZM127 237H124V238H126V241H128V240L130 241V239H128ZM171 237H172V235H171ZM203 237H204V235H203ZM195 239H196V237H195ZM152 241H154V240H152ZM205 241L207 242V238ZM146 243L149 245L148 242H146ZM207 243H206V245H207ZM212 243H214V241ZM218 243H219V241H218ZM148 245H147V247H148ZM159 247L160 246H158V249H159ZM120 248H122V246ZM119 250L120 249H117L115 247L113 249V252L116 253V251H117L119 253ZM128 250H130V249H128ZM154 250H157V249H154ZM22 251H24L23 252L24 255L22 257H20L19 254ZM133 251H134V249L132 250V252ZM231 251H232V249H231ZM236 251L239 252L238 250H236ZM236 251H235V253H236ZM121 252H123V251L120 250V253ZM0 253H1V251H0ZM223 253H225L224 250H223ZM131 254H135V253H131ZM215 254H217V253H215ZM15 255H16V257H14ZM222 255L223 254H221L220 256H222ZM235 255H237V253ZM235 255H234V260H235ZM26 256H27V260H26L27 262H25V259H24V257L26 258ZM8 257H9V260L7 261ZM134 257H135V255H134ZM222 257H225V256H222ZM225 258H222L223 261L225 260ZM244 258H246V257H244ZM49 259H51V261ZM228 259L230 260V258H228ZM247 259H249V257ZM247 259H246V261H248ZM85 260H87V262ZM88 260H89V262H88ZM241 260H243L242 257H241ZM132 261H133L132 264H138L137 259H133ZM155 262L156 261L149 258L148 262L145 264H156V263H158V262H156V263ZM171 262H173V261H171ZM201 262L203 263L204 261H201ZM237 262H240V261L236 260V264H237ZM166 264H168V263H166ZM170 264H179V262L178 263H170ZM217 264H218V262H217ZM239 264H242V263H239Z\"/></svg>",
	"mask_w": 264,
	"mask_h": 264
},
{
	"label": "crops",
	"instance_id": "obj_3",
	"mask_svg": "<svg viewBox=\"0 0 264 264\" xmlns=\"http://www.w3.org/2000/svg\"><path fill=\"white\" fill-rule=\"evenodd\" d=\"M234 119V118H233Z\"/></svg>",
	"mask_w": 264,
	"mask_h": 264
}]
</instances>
